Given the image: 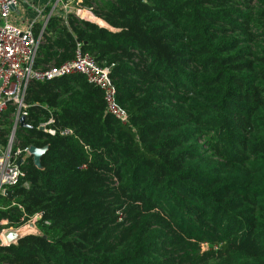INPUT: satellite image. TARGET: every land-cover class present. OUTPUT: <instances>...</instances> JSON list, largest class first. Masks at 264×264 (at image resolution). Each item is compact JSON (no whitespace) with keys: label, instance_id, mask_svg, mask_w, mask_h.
<instances>
[{"label":"trees","instance_id":"16d2710c","mask_svg":"<svg viewBox=\"0 0 264 264\" xmlns=\"http://www.w3.org/2000/svg\"><path fill=\"white\" fill-rule=\"evenodd\" d=\"M79 5L111 29L57 9L35 67L80 43L128 119L82 74L30 81L12 149L47 150L0 194V231L39 214L37 230L0 245V264H264V0ZM15 114L8 102L0 146Z\"/></svg>","mask_w":264,"mask_h":264},{"label":"built area","instance_id":"2783aa9c","mask_svg":"<svg viewBox=\"0 0 264 264\" xmlns=\"http://www.w3.org/2000/svg\"><path fill=\"white\" fill-rule=\"evenodd\" d=\"M27 0H0V114L7 108V103L12 102L16 105V114L13 126L9 134L7 145L0 146V194L11 189L22 175L20 164L25 157L29 156L28 147H17L12 149L15 129L18 125V119L21 115L26 116L24 104V95L26 88L32 80H51L53 78L82 74L85 79L99 87L103 92L106 109L117 120L125 122L128 119L126 109L121 107L116 101V88L109 76V69L99 66L87 52L82 51L80 43L77 44L74 57L64 63L51 65L43 69L35 67L36 51L43 29L50 15L57 9L62 11L63 16L73 13L82 19L85 12H92L91 7H82V0H52L51 7L45 11L41 20L39 16L42 10L36 9L38 13L36 18L20 27L12 22L10 17L21 2ZM37 21L42 22V29L38 36L33 33V24ZM52 122V118L40 124V128L47 129L50 134L55 133V129L46 128ZM67 132V130H64ZM39 214L28 218L26 222L17 227H4L0 231V245H8L5 233L8 230L21 233H35V222ZM5 224V222H3Z\"/></svg>","mask_w":264,"mask_h":264},{"label":"water","instance_id":"95a60500","mask_svg":"<svg viewBox=\"0 0 264 264\" xmlns=\"http://www.w3.org/2000/svg\"><path fill=\"white\" fill-rule=\"evenodd\" d=\"M12 10H16L14 6H11ZM82 19L86 22H90L92 24H95L97 26L100 27H105L108 29H111L101 18L97 17L96 15H94L91 12H85L83 14ZM18 123L20 124V126H26L25 123V116L21 115L18 119ZM47 150V146H43V147H37L34 145H30L28 147V151L30 156H32V160H33V164L37 167V168H41V156L42 154ZM4 195L11 199L12 198V190L11 189H7L4 191ZM26 233H21V232H15L12 230H8L5 233V238L8 242H16L22 235H24Z\"/></svg>","mask_w":264,"mask_h":264},{"label":"crops","instance_id":"0c3cea01","mask_svg":"<svg viewBox=\"0 0 264 264\" xmlns=\"http://www.w3.org/2000/svg\"><path fill=\"white\" fill-rule=\"evenodd\" d=\"M51 4H52V0H27L25 2H21L18 5L16 10L19 9L22 13H24V14L26 13L25 14L26 17L24 19H20L18 17L16 18V17L11 15L10 19L12 22L16 23L20 27H24L27 25L28 22H30L36 18V16L38 15V13L35 11L36 9L42 10L41 16L38 15L39 20H41V18L44 15H46V12H45L46 7L47 6L51 7ZM27 6L31 7V8H29V10H32V13H34L33 16L31 17L30 21H28V7ZM16 10H14V11H16Z\"/></svg>","mask_w":264,"mask_h":264},{"label":"rangeland","instance_id":"374dc122","mask_svg":"<svg viewBox=\"0 0 264 264\" xmlns=\"http://www.w3.org/2000/svg\"><path fill=\"white\" fill-rule=\"evenodd\" d=\"M28 7V21H30V19H31V17L33 16V14L34 13H32V10H29V8H31V7H29V6H27ZM31 11V12H30ZM26 14V13H25ZM24 13H22L19 9L18 10H16V11H14L13 13H12V16H14V17H18V18H20V19H24L25 17H26V15H25ZM7 139L9 140V136L7 137ZM13 144L12 145H14L15 144V137H14V140H13V142H12Z\"/></svg>","mask_w":264,"mask_h":264}]
</instances>
